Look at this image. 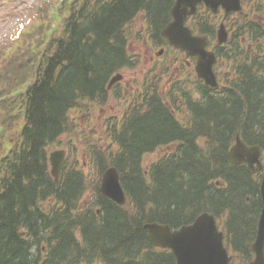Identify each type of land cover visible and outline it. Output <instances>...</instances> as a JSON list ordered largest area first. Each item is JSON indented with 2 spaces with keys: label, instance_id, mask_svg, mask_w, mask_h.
<instances>
[{
  "label": "trees",
  "instance_id": "trees-1",
  "mask_svg": "<svg viewBox=\"0 0 264 264\" xmlns=\"http://www.w3.org/2000/svg\"><path fill=\"white\" fill-rule=\"evenodd\" d=\"M174 2L68 0L50 36L44 21L20 34L9 53L0 51V98H6L0 108L8 128L0 138V264H176L144 225L179 228L204 212L216 216L227 247L239 256L232 264L253 260L261 176L232 165L228 152L238 134L264 150V32L256 20L236 22V33L252 32L253 53L237 42L225 53L234 62L229 86L220 92L202 86L199 99L183 87L182 118L157 86L101 133L82 136L71 117L73 109L95 115L111 98V79L138 67L134 42L145 44L137 22L164 44ZM207 19L194 17L192 25L212 35ZM178 89L175 81L172 94ZM67 135L85 140L99 174L110 166L120 171L126 206L104 197L84 170L72 168L54 181L50 148ZM163 148L167 154L146 166L145 157Z\"/></svg>",
  "mask_w": 264,
  "mask_h": 264
},
{
  "label": "water",
  "instance_id": "water-1",
  "mask_svg": "<svg viewBox=\"0 0 264 264\" xmlns=\"http://www.w3.org/2000/svg\"><path fill=\"white\" fill-rule=\"evenodd\" d=\"M202 2H205L215 12L219 6H223L227 14L242 9L240 0H176L171 11L173 21L163 31V36L168 38L176 48L186 51L190 56H197L199 77L209 85L215 86L213 65L216 57L213 53L206 51V39L194 37L192 31L185 26L188 17L196 12L198 5ZM219 35L221 41L226 39L224 28L220 30ZM119 80L121 76L115 77L110 88ZM260 156V148L247 147L240 136L229 152V158L233 164H248L254 172L263 168ZM64 160V152H55L51 155L52 174L56 180L59 178ZM255 164H258V167H255ZM101 190L105 196L117 204L126 203V196L116 168L106 171ZM261 194L263 210L258 224L257 238L252 246L255 259L250 264H264V178L261 184ZM144 228L157 247L173 251L177 264H230L234 259L224 245V233L219 230L213 214L203 213L194 223L176 230L169 225L158 223L147 224Z\"/></svg>",
  "mask_w": 264,
  "mask_h": 264
},
{
  "label": "rangeland",
  "instance_id": "rangeland-1",
  "mask_svg": "<svg viewBox=\"0 0 264 264\" xmlns=\"http://www.w3.org/2000/svg\"><path fill=\"white\" fill-rule=\"evenodd\" d=\"M52 1L53 0H0V45L4 46L8 42H10V40L16 34V31L19 29L20 25L25 24V22L29 21V19L31 18L34 19L38 17L40 15L39 12L48 9ZM55 1L56 0H54V2ZM133 48H135V51L138 54L140 52L142 53V59L139 68L126 76V86L128 88V93L132 98L135 96L138 97L139 95H143V88L147 85L151 86L157 83H164L168 79H170L171 77L173 78L176 75L178 77H182L181 70L179 68L180 64L176 62L175 59L177 58V55H175L174 53H165L162 57H158L156 56V52L161 49L160 47L153 50L152 48H150V46L145 47L137 44V46H134ZM152 67H154L155 69L147 74L146 72ZM110 105L112 106L114 111H118H113V115L117 113L119 115L123 114L120 113L123 106L119 104V102L116 101V103H110ZM108 113L109 111L105 112L104 114L106 115ZM71 116L74 120L77 119L75 128H80V133L89 132V129L91 128L93 130H101L102 125L99 123V118H97L99 115L94 117L97 120H94L92 122V125H89L88 123L84 124L85 122H87L85 120L88 118V115L83 114L79 109H74ZM72 140L74 142H77V146L79 148L80 145H85V140L78 141L75 135H68L67 137L61 138V142H58L51 148V151L63 149L69 150L68 168L75 165L76 158H80L83 152L81 150L77 157L74 153H71V150L75 149L70 150V148H67V146L72 143ZM161 154L162 153L160 152L152 154L151 156L146 158V163H152L158 160ZM89 155L92 156L91 153ZM84 166L85 165L82 164L81 159V168H83ZM86 172L95 183H98V169L92 160L87 163Z\"/></svg>",
  "mask_w": 264,
  "mask_h": 264
},
{
  "label": "flooded vegetation",
  "instance_id": "flooded-vegetation-1",
  "mask_svg": "<svg viewBox=\"0 0 264 264\" xmlns=\"http://www.w3.org/2000/svg\"><path fill=\"white\" fill-rule=\"evenodd\" d=\"M249 2H252L253 3V0H249ZM259 4L257 6H264V0H258ZM259 19H260V22L262 25H264V11L261 13V15L259 16Z\"/></svg>",
  "mask_w": 264,
  "mask_h": 264
}]
</instances>
